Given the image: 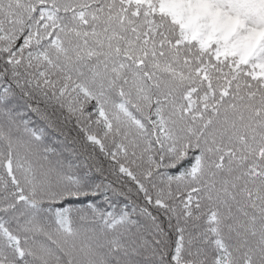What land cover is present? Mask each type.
Listing matches in <instances>:
<instances>
[{"label": "snow or ice", "instance_id": "6c2138e0", "mask_svg": "<svg viewBox=\"0 0 264 264\" xmlns=\"http://www.w3.org/2000/svg\"><path fill=\"white\" fill-rule=\"evenodd\" d=\"M0 264H264V0H0Z\"/></svg>", "mask_w": 264, "mask_h": 264}]
</instances>
